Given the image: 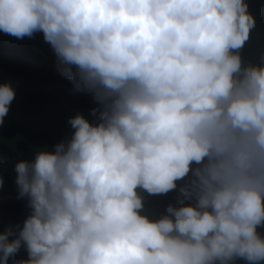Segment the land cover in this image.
<instances>
[{
	"label": "clouds",
	"instance_id": "9594fccd",
	"mask_svg": "<svg viewBox=\"0 0 264 264\" xmlns=\"http://www.w3.org/2000/svg\"><path fill=\"white\" fill-rule=\"evenodd\" d=\"M248 8L0 0V32L41 33L71 91L95 103L91 122L69 117V138L15 162L29 213L0 222V264H264V53L242 58Z\"/></svg>",
	"mask_w": 264,
	"mask_h": 264
},
{
	"label": "trees",
	"instance_id": "16d2710c",
	"mask_svg": "<svg viewBox=\"0 0 264 264\" xmlns=\"http://www.w3.org/2000/svg\"><path fill=\"white\" fill-rule=\"evenodd\" d=\"M247 3L256 26L241 55L245 62L256 63L264 53V0ZM0 61L12 64L8 76L2 77L4 68H0V83L8 82L14 90L4 117L9 140L0 149V222L12 227L22 225L29 213L26 198L17 197L15 162L31 161L36 151H51L53 145L69 138V117L79 113L91 122L94 117L89 113L95 103L90 93L71 91L70 82L59 74L55 56L39 32L21 39L0 32ZM257 231L264 234V228ZM20 250L16 255L26 259L23 247Z\"/></svg>",
	"mask_w": 264,
	"mask_h": 264
},
{
	"label": "bare ground",
	"instance_id": "6f19581e",
	"mask_svg": "<svg viewBox=\"0 0 264 264\" xmlns=\"http://www.w3.org/2000/svg\"><path fill=\"white\" fill-rule=\"evenodd\" d=\"M4 124H0V127L1 126H3ZM147 200H149V201H153V200H156V198H149V199H147Z\"/></svg>",
	"mask_w": 264,
	"mask_h": 264
}]
</instances>
